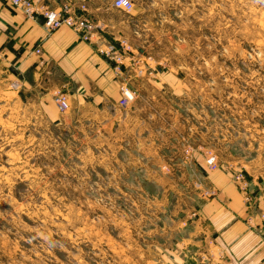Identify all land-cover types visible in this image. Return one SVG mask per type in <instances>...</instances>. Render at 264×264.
<instances>
[{
    "label": "rangeland",
    "instance_id": "rangeland-1",
    "mask_svg": "<svg viewBox=\"0 0 264 264\" xmlns=\"http://www.w3.org/2000/svg\"><path fill=\"white\" fill-rule=\"evenodd\" d=\"M138 6L149 46H125L126 57L149 80L135 84L145 126L128 141L19 111L0 66V264H210L204 241L187 242L199 204L216 196L207 173L242 174L249 195L237 165L264 173V0Z\"/></svg>",
    "mask_w": 264,
    "mask_h": 264
},
{
    "label": "crops",
    "instance_id": "crops-1",
    "mask_svg": "<svg viewBox=\"0 0 264 264\" xmlns=\"http://www.w3.org/2000/svg\"><path fill=\"white\" fill-rule=\"evenodd\" d=\"M33 1L55 11L61 2ZM112 1L77 3L85 7L86 17L100 27L103 41L117 48L120 42L130 49L148 47L144 38L150 32L149 22L147 11L138 6L141 0H131L134 10L129 14L114 9ZM101 47L94 38L88 43L80 41L66 28L47 33L41 17L28 19L0 0V66H7L12 77L19 111L36 113L39 120L56 128L76 126L84 137L94 135L113 142L122 137L128 141L137 133L134 128L145 126V119L138 115L143 108L134 103L138 95L135 84L149 79H137L127 61L116 74L113 65L99 53ZM36 49H40V55H36ZM155 65L159 76L162 70L159 63ZM122 83L133 94V100L124 108L119 104ZM57 92L68 101V110L63 114L53 102ZM237 166L247 176L251 203H244L229 172L218 169L207 173L206 182L216 190V196L199 204L197 219L191 226L187 242L201 246L204 241V255L210 264H264V173L249 164Z\"/></svg>",
    "mask_w": 264,
    "mask_h": 264
},
{
    "label": "built area",
    "instance_id": "built-area-1",
    "mask_svg": "<svg viewBox=\"0 0 264 264\" xmlns=\"http://www.w3.org/2000/svg\"><path fill=\"white\" fill-rule=\"evenodd\" d=\"M7 2L13 9L19 11L28 19H36L41 17L43 19V28L47 33H52L58 29L66 28L74 32L79 36L82 42H91L94 39L101 43V49L99 53L103 58L113 65V69L116 74H120L121 68L125 62L129 63L131 67L132 63L129 60L128 48L125 47V43L120 42L119 47H115L109 42L102 40V36L99 34L100 27L86 17V9L82 4H78L77 0H61L59 10H51L46 6H38L33 0H3ZM112 6L114 9L123 13L129 14L133 10V4L131 0H113ZM36 55H40V49L35 50ZM133 66V65H132ZM120 106L126 107L127 104L133 100V94L128 87L122 83L120 86ZM53 102L60 114L65 113L68 110V101L64 94L59 93L54 96ZM216 159L213 156H208L205 160V171H211L216 168ZM244 180L242 174H237L236 179ZM246 202L250 201L249 193L246 192L245 186L243 187V193H241ZM215 195L213 189L203 191V198H211ZM264 222V215H261Z\"/></svg>",
    "mask_w": 264,
    "mask_h": 264
}]
</instances>
